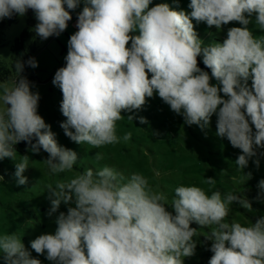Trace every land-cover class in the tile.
Masks as SVG:
<instances>
[{
  "label": "rangeland",
  "instance_id": "obj_1",
  "mask_svg": "<svg viewBox=\"0 0 264 264\" xmlns=\"http://www.w3.org/2000/svg\"><path fill=\"white\" fill-rule=\"evenodd\" d=\"M49 1L75 18L0 81V264H170L264 221V0ZM7 19L6 60L27 26ZM23 126L39 138L8 150Z\"/></svg>",
  "mask_w": 264,
  "mask_h": 264
},
{
  "label": "trees",
  "instance_id": "obj_2",
  "mask_svg": "<svg viewBox=\"0 0 264 264\" xmlns=\"http://www.w3.org/2000/svg\"><path fill=\"white\" fill-rule=\"evenodd\" d=\"M3 7L8 11L7 23L14 22L16 14L24 9L26 27L13 39L10 44L9 59L0 57V81L14 80L17 70L27 64L29 59L37 52L39 41L48 30L57 29L67 24L74 16V5L62 3L61 1L49 0H23L17 6L19 0H0ZM238 10H242L239 8ZM130 18L129 15H127ZM128 19H126L127 21ZM121 25L116 30L121 29ZM100 39L87 38L83 50V56L101 59L106 56L107 51L98 43ZM0 37V45L3 44ZM228 44L227 40H222ZM194 56V54H192ZM197 65V63H196ZM85 66L81 59L76 60L70 65L65 66L56 73L54 81L59 85L58 94L63 99H69L75 90L78 80L76 73H80L79 67ZM200 72H207L208 66L198 64ZM38 137L35 130L29 126L19 129L9 127L7 130V148L23 152L27 145ZM39 138V137H38ZM39 145L44 142L39 141ZM252 227L248 228L238 237L221 241L213 233L214 244L206 247L197 244L195 248L186 251L184 255L173 253L170 264H264L261 259L264 255V221L257 217H252ZM203 240V233L200 234Z\"/></svg>",
  "mask_w": 264,
  "mask_h": 264
},
{
  "label": "built area",
  "instance_id": "obj_3",
  "mask_svg": "<svg viewBox=\"0 0 264 264\" xmlns=\"http://www.w3.org/2000/svg\"><path fill=\"white\" fill-rule=\"evenodd\" d=\"M80 72H85L86 71V67L85 66H81L78 69Z\"/></svg>",
  "mask_w": 264,
  "mask_h": 264
},
{
  "label": "clouds",
  "instance_id": "obj_4",
  "mask_svg": "<svg viewBox=\"0 0 264 264\" xmlns=\"http://www.w3.org/2000/svg\"><path fill=\"white\" fill-rule=\"evenodd\" d=\"M97 39H100V37H98ZM86 67V66H85ZM85 72H87V68H86V71ZM80 73H82V72H80Z\"/></svg>",
  "mask_w": 264,
  "mask_h": 264
}]
</instances>
